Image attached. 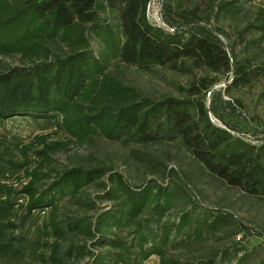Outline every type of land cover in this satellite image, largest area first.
Here are the masks:
<instances>
[{
    "label": "trees",
    "instance_id": "1",
    "mask_svg": "<svg viewBox=\"0 0 264 264\" xmlns=\"http://www.w3.org/2000/svg\"><path fill=\"white\" fill-rule=\"evenodd\" d=\"M150 3L0 0V57L18 56L23 62L10 66L0 61V122L29 116L52 122L69 136L67 142L51 145L42 137L38 141L43 150L34 151L35 144H8L0 135V264L28 260L67 264V259L78 263L86 255L93 264H144L154 254L160 264H182L168 254L169 245L203 241L232 217L226 209L198 200L172 165L151 167L160 177L149 176L142 184L128 182L110 165L46 167L54 153L74 141L90 143L101 137L142 147L175 142L227 186L264 201V129L257 141H248L233 133L235 127L222 114L238 110L224 93L230 95L233 87L264 79V8L248 26L256 30L254 37L246 39L248 28L239 32L245 44L244 55L239 56L238 39L231 41L226 28L212 22L221 14H243L241 0L210 1L208 9L185 0L165 2L169 30L151 21ZM103 13L112 18H103ZM122 64L189 74L188 93L159 100L140 95L110 70ZM223 77L231 81L229 85L213 90ZM212 115L224 120L225 126L214 122ZM14 149L20 151V158ZM32 151L41 157L37 166ZM23 172L29 180L21 189L8 183ZM51 178L55 180L49 183ZM90 185L103 190L101 197L113 202L112 208L94 220L61 215L58 196L95 207V202L82 199ZM185 194L189 203L204 207L210 217L194 218L193 209H184L178 220L165 221ZM23 197L26 203L19 202ZM122 226L132 228L137 247L133 258L125 257L122 250L113 251L127 249L116 237L115 230ZM237 233L249 237L254 231L243 225ZM243 243L236 242V254L244 252L236 264L249 255ZM97 246L102 250L96 252ZM216 255L206 264H217Z\"/></svg>",
    "mask_w": 264,
    "mask_h": 264
},
{
    "label": "rangeland",
    "instance_id": "2",
    "mask_svg": "<svg viewBox=\"0 0 264 264\" xmlns=\"http://www.w3.org/2000/svg\"><path fill=\"white\" fill-rule=\"evenodd\" d=\"M177 0H151L150 19L154 23L166 27L168 23L164 19L163 3L176 2ZM210 1L216 4L222 0H185V4L196 3L200 9H208ZM244 12L238 15L221 14L219 18H214L216 25H223L230 34V40H237L236 50L239 56L244 55L245 44L241 43L239 32L248 28L249 37H254L256 30L249 28L254 24L260 9L264 8V0H241ZM103 18H112V15L103 13ZM168 30L169 27H166ZM93 43L98 47L96 40ZM264 61V55H262ZM3 65L21 66L23 62L18 56L0 57ZM122 82L131 87L136 93L159 100L165 96L183 97L187 95V89L192 81V77L184 72L174 71L170 68H156L152 71L142 70L136 66L118 65L110 69ZM200 74V72H198ZM231 81L224 77L217 83L213 90L225 89ZM224 93V91H223ZM224 98L232 100L237 106V112L222 111L225 120L233 125V132L248 141H257V135H262L264 129V79L257 80L251 86L233 87L230 95L224 93ZM208 104L211 96H208ZM212 119L219 125H224V120L218 119L212 115ZM0 135L6 137L7 143L15 145L35 144L34 151L43 150V144L38 141L46 137V144L51 145L56 142H67L69 136L57 129L54 123L43 119H34L29 116H18L9 118L0 122ZM31 152L34 160L33 166H37L41 157ZM17 157H21L20 151L14 149ZM175 166L180 175L185 177V181L192 188V191L198 195V200L208 206L222 207L230 212L231 219L222 225V229L217 233H208L205 240L200 242L178 243L175 242L168 246V254L174 258L180 259L182 264H206V261L216 254L217 264H236L244 252L239 251L236 254V248L239 246L236 242L244 241L248 245L249 255L246 256L241 264H264V201L249 197L236 188L227 186L222 181L212 176L204 167L194 160L189 152L180 144L164 143L161 146L142 147L136 144H123L105 140L101 137H95L89 142L78 144L75 141L66 149H61L52 155V162L46 167L62 169L75 165H110L114 171L122 172L128 182L132 184H142L149 176H158L159 171H151V167H161L164 165ZM12 176L8 183H11L16 189H21L28 183V178L24 172ZM55 175L53 174V177ZM51 178L49 183L54 181ZM103 190L98 185H90L84 190L82 199L95 202V207L82 206L73 202L69 196H58L60 204V214L67 216H77L94 220L101 213L112 208L113 202L101 197ZM189 193V192H188ZM190 196V195H189ZM24 197L19 202L26 203ZM179 203L175 206L172 213L166 216L165 221L178 220L180 211L193 209L194 218L202 219L208 217L210 213L204 207H195L188 202V196L178 199ZM49 211V209H46ZM210 217V216H209ZM213 217L211 216L210 221ZM243 225H247L254 231L251 236L244 237L242 233L235 232ZM130 226L117 228L116 237H120L126 244L127 249L117 248L113 250L118 252L122 250L125 257L133 258L137 247H134V234L130 231ZM21 232V230H19ZM19 232V233H20ZM260 233V234H258ZM84 237L78 238L82 243ZM77 240V239H76ZM179 241V240H177ZM69 242V240H68ZM91 241H88L89 245ZM67 243V242H66ZM97 251L102 249L97 246ZM227 252V256H225ZM228 256L230 258H228ZM126 258V259H127ZM23 264H43L39 261L28 260ZM67 264H93L90 255L76 262L75 259H67ZM144 264H160L157 255L149 257Z\"/></svg>",
    "mask_w": 264,
    "mask_h": 264
},
{
    "label": "built area",
    "instance_id": "3",
    "mask_svg": "<svg viewBox=\"0 0 264 264\" xmlns=\"http://www.w3.org/2000/svg\"><path fill=\"white\" fill-rule=\"evenodd\" d=\"M158 24V23H157ZM159 25V24H158Z\"/></svg>",
    "mask_w": 264,
    "mask_h": 264
}]
</instances>
